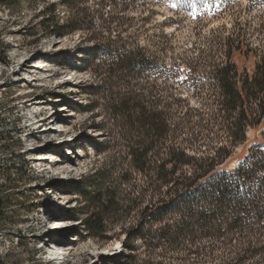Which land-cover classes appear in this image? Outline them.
I'll return each instance as SVG.
<instances>
[{"label":"rangeland","instance_id":"rangeland-1","mask_svg":"<svg viewBox=\"0 0 264 264\" xmlns=\"http://www.w3.org/2000/svg\"><path fill=\"white\" fill-rule=\"evenodd\" d=\"M60 1L0 3V53L7 55L0 59V264H123L119 227L134 221V211L110 214L106 230L94 237L80 222L89 211L84 197L100 173L108 174L103 183L111 189L125 173L120 189L128 198L136 194L131 186L142 185L145 176L131 169L129 157L113 163L98 145L106 140V126L88 125L90 97L82 86L91 76L82 67L90 43L84 38L97 30L98 0H76L73 8ZM136 1L135 7V0H122L129 7L120 42L154 52L153 68L140 78L154 79L168 101L176 99L170 109L180 110L181 138L198 133L202 145L226 138L215 115L220 93L214 70L227 61V37L242 36L248 45L232 54L235 74H253L264 52V0ZM44 2H56L59 22L70 10L77 13L78 29L60 37L40 35ZM111 10L106 3L102 12ZM263 124L247 128L246 142L234 148L229 168L260 139ZM56 220L61 227L52 229ZM144 252L143 247L134 252L136 264H144L139 261ZM248 264L264 260L255 257Z\"/></svg>","mask_w":264,"mask_h":264},{"label":"trees","instance_id":"trees-1","mask_svg":"<svg viewBox=\"0 0 264 264\" xmlns=\"http://www.w3.org/2000/svg\"><path fill=\"white\" fill-rule=\"evenodd\" d=\"M8 1L0 3L12 7ZM75 1L60 2L73 8ZM98 3L94 11L97 30H89L84 38L90 43L82 67L91 76L82 86L90 97L85 104L88 125L106 126L100 150L110 155L113 163L129 157V166L143 174L145 181L132 185L136 194L128 198L120 189L127 181L125 173L118 177L115 189L103 183L108 174L100 173L99 182L84 197L89 209L80 220L84 230L99 237L110 214L134 211V221L119 227L124 232L120 240L123 264H136L134 252L140 247L147 254L139 260L144 264L264 260V52L253 74L240 78L231 57L248 44L242 36L227 37V61L214 70L220 93L215 115L223 122L226 138L202 145L197 133L184 140L180 110L170 109L176 99L168 101L154 79L140 78L144 70L153 68L154 52L144 45L120 42L123 15L129 6L122 0ZM106 3L112 8L109 13L102 12ZM134 4L139 3L135 0ZM44 5L38 22L40 35L60 37L78 29L77 13L70 10L59 22L56 2ZM5 57L6 50L0 53V59ZM156 74L161 78L163 72ZM99 99L102 108L97 109ZM261 124L260 139L251 142L237 164L229 168L234 148L246 142L247 128ZM2 204L0 196V215Z\"/></svg>","mask_w":264,"mask_h":264},{"label":"bare ground","instance_id":"bare-ground-1","mask_svg":"<svg viewBox=\"0 0 264 264\" xmlns=\"http://www.w3.org/2000/svg\"><path fill=\"white\" fill-rule=\"evenodd\" d=\"M52 122H54V121H52ZM59 227H61L60 221L56 220V221H54L52 223V229H56V228H59Z\"/></svg>","mask_w":264,"mask_h":264}]
</instances>
